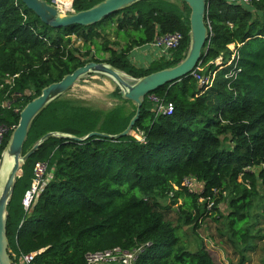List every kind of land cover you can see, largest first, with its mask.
I'll use <instances>...</instances> for the list:
<instances>
[{"label": "trees", "instance_id": "trees-1", "mask_svg": "<svg viewBox=\"0 0 264 264\" xmlns=\"http://www.w3.org/2000/svg\"><path fill=\"white\" fill-rule=\"evenodd\" d=\"M101 1L73 0L72 6L81 11ZM206 1L208 38L194 70L210 75V83L200 85L190 73L149 92L132 128L143 133L142 141L133 134L45 139L14 185L6 224L10 252L43 249L32 264H85L87 253L119 247L138 249L133 264H216L203 242L191 251L178 233L210 219L219 243L237 254L228 264H245L264 238V0ZM182 2L181 9L170 1L139 0L91 26L52 28L21 0H0V85L16 74L12 86L0 89V126L7 129L0 154L23 106L75 68L105 62L137 79L178 64L189 41V8ZM173 32L183 39L171 59L145 67L131 62L132 49ZM116 93L122 103L105 111L65 94L54 99L34 118L23 152L47 132L78 138L120 133L135 105L120 89ZM152 94L171 103L172 113H157ZM38 161L51 177L25 210L21 199ZM185 177L201 190L184 186Z\"/></svg>", "mask_w": 264, "mask_h": 264}, {"label": "water", "instance_id": "water-1", "mask_svg": "<svg viewBox=\"0 0 264 264\" xmlns=\"http://www.w3.org/2000/svg\"><path fill=\"white\" fill-rule=\"evenodd\" d=\"M139 0H103L94 6L72 13H62L45 0H21L44 24L52 28L80 25L91 26L109 16L125 9ZM189 8L188 15V47L184 58L176 65L167 67L137 79L131 78L122 71L105 62L89 61L75 68L71 73L62 76L59 81L44 86L40 94L28 101L19 112L16 126L11 130L9 138L0 154V264H14L8 251L7 218L8 205L11 201L16 180L22 174V166L49 137H69L81 141L93 136L120 138L132 134V128L140 115L143 98L151 91L166 83L176 81L190 74L199 63L201 52L208 38V26L205 21L206 0H182ZM90 73L107 76L115 82L121 91L122 99L135 105V112L126 128L120 133L109 135L98 131L89 132L78 138L56 132L42 135L27 151L23 152L30 126L34 118L40 114L54 99L65 94L77 81Z\"/></svg>", "mask_w": 264, "mask_h": 264}, {"label": "rangeland", "instance_id": "rangeland-1", "mask_svg": "<svg viewBox=\"0 0 264 264\" xmlns=\"http://www.w3.org/2000/svg\"><path fill=\"white\" fill-rule=\"evenodd\" d=\"M173 2L177 5L178 8H184V4L181 0H165ZM111 33H107V38L114 40ZM74 40V45L79 46L80 41L75 40V37H72ZM232 47V46H231ZM218 60H216V63ZM145 65V64H144ZM149 64L145 65L148 66ZM3 83L0 85L2 89ZM118 86L113 80L108 78L105 75L98 73H90L86 76H83L79 81H77L66 93L65 97L73 100L77 104L85 105L96 110H109L115 106L122 103L119 99V93H116ZM26 95H30L32 92L26 91ZM121 94V93H120ZM7 97V96H6ZM11 102L8 99L4 98L2 100V105L8 107ZM126 109H131L130 104H126ZM134 134V132H132ZM201 190V185L198 182L193 181L191 189ZM17 197L20 198L21 194H17ZM16 197V198H17ZM222 211L226 210L225 204L221 205ZM172 220H176V213L174 210H171L170 216ZM216 223L210 219H207L200 227L196 230H193L191 227L182 226L179 230V235L182 240L187 243L188 248L191 251H194L200 242H203L204 246L208 249L210 255L213 257L216 264H228L229 261H236L237 254L233 250L226 246L225 244H220L219 239L216 236ZM262 232L264 233V226ZM214 237L213 242L209 238ZM256 246L254 249L247 252V260L245 264H263L264 261V238L262 240H256ZM219 244V245H218ZM8 251L10 252L9 248Z\"/></svg>", "mask_w": 264, "mask_h": 264}, {"label": "built area", "instance_id": "built-area-1", "mask_svg": "<svg viewBox=\"0 0 264 264\" xmlns=\"http://www.w3.org/2000/svg\"><path fill=\"white\" fill-rule=\"evenodd\" d=\"M249 0H227L229 3H244L247 4ZM47 3L51 4L53 7L57 9V11L62 13H72L74 12V8L72 6L73 0H47ZM183 39V35L180 32L166 33L158 35L154 38V40L146 45L145 47L156 49L159 52L158 59L164 58L165 60L171 59L172 52L179 46L181 40ZM220 58L217 60L219 61ZM218 63V62H217ZM191 74L195 77L197 82L200 85H206L210 83L211 78L210 75H200L193 70ZM16 76H9L3 80L4 85L12 86V80ZM148 98L156 104V112L163 114H171L173 110V105L171 103H164L158 97L149 95ZM7 129L3 126H0V145L2 143L3 135L6 133ZM138 140L142 141L144 139L142 132H134L133 134ZM33 180L30 185V188L26 190L22 196L21 204L25 210H27L30 205L36 200V196L39 191L43 189V187L47 184L51 177L50 171L47 172V164L42 161H38L34 164L33 167ZM194 180L190 177H185L183 180L184 186L191 189L192 182ZM41 250L32 251L29 253H12V260L14 264H32L34 257L39 254ZM138 249H133L130 251L122 250L119 247H114L109 250L87 253L85 255L86 262L85 264H108L112 262H118L120 264H133ZM17 260V261H16Z\"/></svg>", "mask_w": 264, "mask_h": 264}, {"label": "crops", "instance_id": "crops-1", "mask_svg": "<svg viewBox=\"0 0 264 264\" xmlns=\"http://www.w3.org/2000/svg\"><path fill=\"white\" fill-rule=\"evenodd\" d=\"M129 57L133 64L145 67V65L150 64V62L158 60L157 57L160 56L159 52L156 49L141 46L132 49Z\"/></svg>", "mask_w": 264, "mask_h": 264}]
</instances>
